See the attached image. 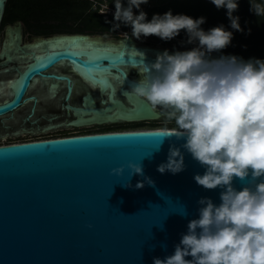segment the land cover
I'll return each mask as SVG.
<instances>
[{
	"label": "water",
	"instance_id": "obj_1",
	"mask_svg": "<svg viewBox=\"0 0 264 264\" xmlns=\"http://www.w3.org/2000/svg\"><path fill=\"white\" fill-rule=\"evenodd\" d=\"M6 1L0 0V24ZM21 29V23L5 29L10 36L6 45L15 49L0 53V59H6L1 66L18 65L3 71H11L12 80L7 83L6 98L1 94L5 87L0 92V99L4 98L0 117L21 105L36 78L69 81L64 76L45 74L58 63L72 64L82 76L105 87H110L106 75L115 72L123 85L132 88L136 81L127 78L123 67L147 70L157 54L165 51L133 47L129 42L113 47L80 35L39 38L21 46ZM10 52L20 53V57ZM120 92L128 97L123 88ZM128 99L130 106H125L110 97L106 109H95L92 118L79 122L162 120V114L143 100L135 96ZM88 103L93 105L91 100ZM114 107L117 111L109 113ZM159 131L0 145V264H153L154 258L173 255L188 231V223L199 218L202 206L198 201L208 198L219 206L222 189L206 190L196 184L194 176L203 175L205 168L182 148L185 170L175 175L159 173L157 168L167 161L170 146L180 148L185 142L172 137L156 151L163 137L149 135ZM5 138L9 136L0 135V139ZM129 163H141L143 175L130 176ZM121 166L125 169L122 175L111 174ZM146 178L153 184L149 185ZM137 183L144 187L136 188ZM246 185L247 180L233 182L238 191Z\"/></svg>",
	"mask_w": 264,
	"mask_h": 264
},
{
	"label": "clouds",
	"instance_id": "obj_2",
	"mask_svg": "<svg viewBox=\"0 0 264 264\" xmlns=\"http://www.w3.org/2000/svg\"><path fill=\"white\" fill-rule=\"evenodd\" d=\"M148 2L127 0L124 7L122 0H114L118 22L114 28L122 23L131 27L137 40L156 36L164 41L185 30L187 43L198 41L199 45L190 51L157 54L127 94L161 111L165 125L174 123L175 127L165 126L149 135L163 137L156 151L166 139L185 141L180 148L170 146L167 161L157 171L173 175L184 171L182 148L205 168L203 175L194 176L196 184L206 190L222 189L219 206L208 198L198 201L199 218L188 223L174 254L154 258L153 264H264V60L212 59L213 52L231 44V31L221 25L205 32L201 28L205 18L173 15L170 10L148 21L140 10ZM210 2L218 10L226 8L230 27L243 31L239 17L233 16L238 0ZM133 8L140 10L139 15H134ZM251 11L264 16V3L251 4ZM127 169L130 176L143 175L141 163H129ZM124 171L121 166L111 174L119 176ZM235 179L247 180V185L238 191ZM146 182L153 184L149 178ZM143 187V183L136 185Z\"/></svg>",
	"mask_w": 264,
	"mask_h": 264
},
{
	"label": "flooded vegetation",
	"instance_id": "obj_3",
	"mask_svg": "<svg viewBox=\"0 0 264 264\" xmlns=\"http://www.w3.org/2000/svg\"><path fill=\"white\" fill-rule=\"evenodd\" d=\"M149 7L151 8V5H149ZM134 15L136 14L134 13ZM21 28V46L30 44L23 41V38L26 35H28L32 43L39 38L46 39L56 35H80L94 38L101 44L107 43L113 47L124 45L129 42V45L133 47L158 48L160 50L176 52V50L172 51L167 48H163L162 46L168 45L169 41L161 40L156 36H150L147 38L142 36L140 40L135 39L132 36L131 27H126L122 23L119 28H115L112 33H47L44 35H37L35 33H23L22 24ZM1 30H3V28H1L0 24V31ZM0 34L3 35L2 43L0 45V53L2 51L6 53L10 50L13 51L15 49L14 45H6L10 38L9 33H5L4 29V33ZM106 37H110L111 39H106ZM172 40L174 49L179 47L180 50L185 51L184 47L187 43L185 39L177 36ZM154 44L159 46L155 47ZM10 54L20 57V53L13 54V52H10ZM5 60V58L0 59V92L2 88L5 87V91L1 94H3L6 98L8 91L7 83L12 79L9 77V75H11V71H3L16 67L18 62L1 66ZM123 70L127 78L136 82L139 81L140 74L142 75L144 72L142 66L123 67ZM45 74L64 76L69 81L51 78H36L34 82L30 83L21 105L14 111L0 117V135L5 134L9 136V138H17L19 136L29 137L32 136L29 133L34 132L37 133L36 135H42L43 137L41 139H54L133 131L145 128L149 129L151 125L161 122L144 120L137 122L118 121L114 123L88 122L82 124L80 123L82 120H88L93 117V110L106 109L108 107L110 97L113 101H120L125 106H130L128 97L125 94H122L120 90L123 88V90L128 94V92L131 91V88L127 85H123L122 77L117 75L115 72H112L110 75H106L109 80L110 87H105L99 82L82 76L77 70H75L73 65L68 62H61L54 65L51 69L46 71ZM3 99H0V101ZM88 100H91L93 105H90ZM72 108H76L80 112H76ZM84 109L86 110V113L81 112V110ZM115 111H117V108L114 107L109 111V113L113 114ZM159 112L162 114V119H164V114L161 111ZM76 121H80V124L71 125L72 122ZM15 133H18L19 135H14Z\"/></svg>",
	"mask_w": 264,
	"mask_h": 264
},
{
	"label": "trees",
	"instance_id": "obj_4",
	"mask_svg": "<svg viewBox=\"0 0 264 264\" xmlns=\"http://www.w3.org/2000/svg\"><path fill=\"white\" fill-rule=\"evenodd\" d=\"M106 2L115 8L114 0H106ZM122 3L123 6H127V0H122ZM148 3L158 6L156 10H152L148 5L143 10L147 14L148 21L153 15H163L169 10L173 15H187L193 19L203 17L205 23L201 28L205 32L223 25L225 30L233 33L231 44L219 51L220 53L236 56L245 61L264 60V16L257 17L251 11V4L264 3V0H238V10L233 16L239 17L243 31L233 30L230 27L231 22L227 17L226 8L218 10L210 0H149ZM136 15H139V12ZM16 23L22 24L25 33L44 35L109 33L114 31L116 21L114 16L104 19L92 9V3L87 0H7L1 28ZM179 36L188 40L185 30H181ZM193 44L198 45V41ZM154 125L150 128H155Z\"/></svg>",
	"mask_w": 264,
	"mask_h": 264
},
{
	"label": "rangeland",
	"instance_id": "obj_5",
	"mask_svg": "<svg viewBox=\"0 0 264 264\" xmlns=\"http://www.w3.org/2000/svg\"><path fill=\"white\" fill-rule=\"evenodd\" d=\"M148 5H151V9L152 10H156L157 8H158V6L157 5H155V4H153V3H148L147 5L146 4H144V5H141L140 6V10H144ZM125 7H127V6H125ZM140 10H137V9H135V8H133V13H135V14H137ZM13 25H9V27H12ZM4 29H6V27L5 28H3V30H1L0 31V33H4ZM23 33H25V32H23ZM87 33V32H86ZM89 33V32H88ZM109 33H112V32H109ZM2 39H3V35L2 34H0V45H1V43H2ZM32 39V38H31ZM106 39H111L110 37H106ZM144 40V39H143ZM23 41L25 42V43H32L31 42V40L29 39V37H28V35H26V36H24V38H23ZM155 45V47H158L159 45H157L156 46V44H154ZM163 48H167V49H169V50H176V51H182L183 52V50H180V48L178 47H176V49H174L173 47V40H169V43H168V45H166V46H162ZM194 47H198V45H193V44H189V43H186V46L184 47V50L185 51H190V50H192ZM220 56H228V55H225V54H221L220 52H213L212 54H211V58L212 59H218ZM165 126H167V127H169V128H171V127H174V123H168L167 125H165V119H162L161 120V122H158V123H156L155 125H154V127L155 128H149V129H160V128H164ZM139 130H144V129H139ZM145 130H147V128H145ZM124 132V131H123ZM43 136L42 135H32V136H19V137H17V138H5V139H0V145L1 144H6V143H9V142H14L16 139V141H23V140H29V141H31V140H36V139H41ZM15 139V140H14Z\"/></svg>",
	"mask_w": 264,
	"mask_h": 264
},
{
	"label": "built area",
	"instance_id": "obj_6",
	"mask_svg": "<svg viewBox=\"0 0 264 264\" xmlns=\"http://www.w3.org/2000/svg\"><path fill=\"white\" fill-rule=\"evenodd\" d=\"M87 1H90L92 3V9L96 10L97 13L102 15L104 19H107L110 16H114L115 8L109 6L106 0H87ZM147 130H151V129H147ZM133 131H140V130H133ZM39 140H42V139H39ZM23 142H30V141L29 140L28 141H14V142H9L6 144H1V145L18 144V143H23Z\"/></svg>",
	"mask_w": 264,
	"mask_h": 264
},
{
	"label": "bare ground",
	"instance_id": "obj_7",
	"mask_svg": "<svg viewBox=\"0 0 264 264\" xmlns=\"http://www.w3.org/2000/svg\"><path fill=\"white\" fill-rule=\"evenodd\" d=\"M157 130H161V129H157Z\"/></svg>",
	"mask_w": 264,
	"mask_h": 264
}]
</instances>
